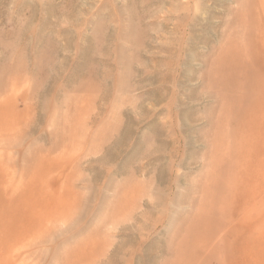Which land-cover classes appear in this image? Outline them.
Returning a JSON list of instances; mask_svg holds the SVG:
<instances>
[{
    "label": "rangeland",
    "instance_id": "374dc122",
    "mask_svg": "<svg viewBox=\"0 0 264 264\" xmlns=\"http://www.w3.org/2000/svg\"><path fill=\"white\" fill-rule=\"evenodd\" d=\"M250 5L0 0V264H172L216 242L191 228L249 127V82L219 77L260 48ZM263 209L221 243L230 264H264Z\"/></svg>",
    "mask_w": 264,
    "mask_h": 264
},
{
    "label": "bare ground",
    "instance_id": "6f19581e",
    "mask_svg": "<svg viewBox=\"0 0 264 264\" xmlns=\"http://www.w3.org/2000/svg\"><path fill=\"white\" fill-rule=\"evenodd\" d=\"M249 1L251 2V5L248 6V11L255 12L256 9L261 6L264 13V0ZM250 28L252 32L256 33V27L251 26ZM260 29H262V33L264 34V18L263 26ZM256 41L260 48L256 45V47L252 49V52L250 51L248 56L250 61H247V63L242 61L244 54H239L233 62L223 64V67L226 69L230 68V70L229 73H226L225 71L219 77V79H222L221 77H223L226 81L237 80L249 82V86L246 87L244 91H241L242 87L238 86L233 88L232 92L237 95L239 93L238 97L240 100H243V102L244 99L241 97L244 93V97L246 99H248L247 97H250L249 99H251L252 102L243 108L241 117L238 120L240 125L243 124V121L245 124L249 125L246 131L247 134L245 136L242 132L240 136L238 134L239 137L236 135L238 138L235 139V144L232 147L233 152H229V155L225 156L226 179L225 185L223 186V195L214 198L210 197L209 186L204 188L201 187V192L206 198L203 203L202 201L199 203L197 208L199 213L198 215L195 213L197 217H194L199 223H194L193 221L192 223L194 225L192 226L191 231L195 228V225L202 226V228L214 232L221 227L222 231L223 229L225 230V233L223 232L220 235L218 233V237L216 236V242L208 241L206 238L200 237L201 239L198 243L202 244V248L199 250H201V253L204 252V254L209 251L207 254L214 259L212 262H208V264H230L232 258L228 256L227 252L226 254L221 253V243L225 242L228 244L230 241L231 244V240L226 238V236L229 235V237H234V232H236L237 235L242 234V232L246 230L245 223H247V219H251L254 216L252 220L258 221V213L256 215L253 213L259 212L260 208H264V47L262 46L264 45V36L257 37ZM234 99L235 98L232 100L233 105ZM168 156L173 157L174 151L170 150ZM215 160L221 161V159H219V154L215 156ZM216 161H213L214 163L210 166L211 168L213 166V170L219 165V162ZM209 171L210 169L208 172ZM162 174L163 173L161 172V176L159 177L160 181L164 179L162 178ZM130 191H132V189ZM240 195H242V198H240ZM208 220L211 223L208 222ZM140 228V230L144 229L141 226ZM202 228L201 230H203ZM250 228H254V230H250L251 236H253V238H258L259 235L256 233L259 231L258 226H255L254 224L253 227ZM186 235H188V233ZM177 244L180 245L178 246V251H175L172 264H197L199 258L196 257H199L198 254L200 251L198 250L193 257L187 258L185 257L186 252H183L185 251L186 241L183 240ZM177 244H175V246ZM203 255L201 254L200 257ZM220 255H224L223 258L226 256V260L228 259L226 263L219 261Z\"/></svg>",
    "mask_w": 264,
    "mask_h": 264
}]
</instances>
